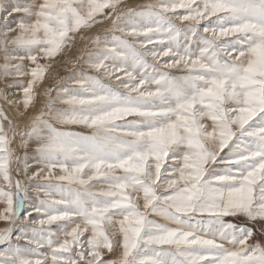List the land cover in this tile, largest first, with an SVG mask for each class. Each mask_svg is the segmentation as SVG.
Instances as JSON below:
<instances>
[{
	"label": "snow or ice",
	"instance_id": "snow-or-ice-1",
	"mask_svg": "<svg viewBox=\"0 0 264 264\" xmlns=\"http://www.w3.org/2000/svg\"><path fill=\"white\" fill-rule=\"evenodd\" d=\"M0 59V264H264V0H0Z\"/></svg>",
	"mask_w": 264,
	"mask_h": 264
},
{
	"label": "rangeland",
	"instance_id": "rangeland-1",
	"mask_svg": "<svg viewBox=\"0 0 264 264\" xmlns=\"http://www.w3.org/2000/svg\"><path fill=\"white\" fill-rule=\"evenodd\" d=\"M148 0H128L129 6H138L147 3ZM101 31V27L97 26L96 28H93L90 32L85 33L84 35H92L95 32ZM84 41L77 36L74 43L69 46L65 52L58 55L51 63L52 67L49 69L48 76L49 78L45 79L44 83L40 85V88L37 90L38 92L42 93L45 88H47L49 85L54 84L58 82L61 78L66 77L72 70L76 69L77 67H80V64L77 61V58L83 54L84 51ZM0 62H2V59H0ZM25 63H29L28 61H25ZM41 63H45V61L41 60ZM27 79V78H26ZM0 88H3V85L0 84ZM15 91V90H13ZM44 97L43 95H39L37 98V106L36 109H33V111L39 110V108L42 105ZM2 103V102H0ZM9 116H13V113L11 110H8ZM15 167V165H13ZM3 205H0V209H2ZM4 224L3 222H0V228H3Z\"/></svg>",
	"mask_w": 264,
	"mask_h": 264
}]
</instances>
